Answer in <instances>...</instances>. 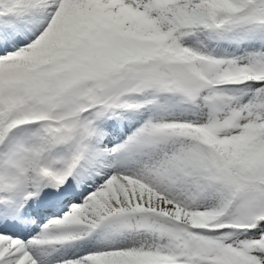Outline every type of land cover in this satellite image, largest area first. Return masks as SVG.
<instances>
[{
  "label": "snow or ice",
  "instance_id": "snow-or-ice-1",
  "mask_svg": "<svg viewBox=\"0 0 264 264\" xmlns=\"http://www.w3.org/2000/svg\"><path fill=\"white\" fill-rule=\"evenodd\" d=\"M0 264H264V0H0Z\"/></svg>",
  "mask_w": 264,
  "mask_h": 264
}]
</instances>
